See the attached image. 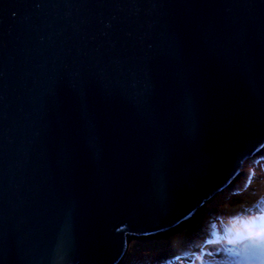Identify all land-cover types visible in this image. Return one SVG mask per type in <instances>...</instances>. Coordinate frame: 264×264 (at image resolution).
Masks as SVG:
<instances>
[{
	"label": "water",
	"instance_id": "water-1",
	"mask_svg": "<svg viewBox=\"0 0 264 264\" xmlns=\"http://www.w3.org/2000/svg\"><path fill=\"white\" fill-rule=\"evenodd\" d=\"M264 152V0H0V264H121Z\"/></svg>",
	"mask_w": 264,
	"mask_h": 264
},
{
	"label": "rangeland",
	"instance_id": "rangeland-1",
	"mask_svg": "<svg viewBox=\"0 0 264 264\" xmlns=\"http://www.w3.org/2000/svg\"><path fill=\"white\" fill-rule=\"evenodd\" d=\"M184 231L191 235L173 243ZM121 264H264V152L239 170L188 229L132 240Z\"/></svg>",
	"mask_w": 264,
	"mask_h": 264
},
{
	"label": "trees",
	"instance_id": "trees-1",
	"mask_svg": "<svg viewBox=\"0 0 264 264\" xmlns=\"http://www.w3.org/2000/svg\"><path fill=\"white\" fill-rule=\"evenodd\" d=\"M208 212H210V211H208ZM198 229H200L199 228V226H198ZM198 229H196V230H198ZM198 232V231H197ZM191 235V233L189 232V231H184V233H182V234H180V235H175L174 237H173V239H174V242L173 243H177L178 241H179V239H182V238H184V237H187V236H190ZM182 237V238H181ZM192 242V240L191 241H189V240H187L186 242H185V244H189V243H191ZM172 244V243H171Z\"/></svg>",
	"mask_w": 264,
	"mask_h": 264
},
{
	"label": "snow or ice",
	"instance_id": "snow-or-ice-1",
	"mask_svg": "<svg viewBox=\"0 0 264 264\" xmlns=\"http://www.w3.org/2000/svg\"><path fill=\"white\" fill-rule=\"evenodd\" d=\"M253 247L259 248L260 246L259 245H253Z\"/></svg>",
	"mask_w": 264,
	"mask_h": 264
},
{
	"label": "bare ground",
	"instance_id": "bare-ground-1",
	"mask_svg": "<svg viewBox=\"0 0 264 264\" xmlns=\"http://www.w3.org/2000/svg\"><path fill=\"white\" fill-rule=\"evenodd\" d=\"M123 262V261H122Z\"/></svg>",
	"mask_w": 264,
	"mask_h": 264
},
{
	"label": "clouds",
	"instance_id": "clouds-1",
	"mask_svg": "<svg viewBox=\"0 0 264 264\" xmlns=\"http://www.w3.org/2000/svg\"><path fill=\"white\" fill-rule=\"evenodd\" d=\"M219 194V193H218Z\"/></svg>",
	"mask_w": 264,
	"mask_h": 264
}]
</instances>
